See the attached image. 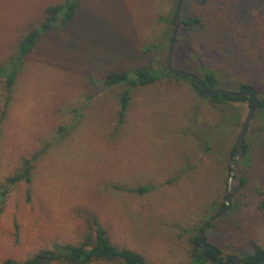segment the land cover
<instances>
[{
	"label": "rangeland",
	"instance_id": "rangeland-1",
	"mask_svg": "<svg viewBox=\"0 0 264 264\" xmlns=\"http://www.w3.org/2000/svg\"><path fill=\"white\" fill-rule=\"evenodd\" d=\"M64 1L0 0V66H10L18 41L42 21L43 10ZM179 1L76 0L74 19L44 33L24 58L0 128V183L23 159L39 157L31 182L15 185L0 205V264L78 242L88 214L115 246L140 253L146 264H186L203 220L218 214L204 239L224 258L264 247V113L253 114L244 139L250 161L235 165L230 207L219 212L248 104H211L189 81L169 77L134 89L121 124L118 97L125 87L101 84L109 71L165 67L172 25L161 19L175 17ZM195 13L201 24H177L171 67L197 73L189 60L200 51L221 62L225 83L255 81L264 88V0L205 6L182 0L179 20ZM234 19L237 30L230 27ZM216 25H226L222 33L229 36L217 35ZM250 31L262 41L252 42ZM5 95L0 79V112ZM143 185L154 190L140 196L122 190Z\"/></svg>",
	"mask_w": 264,
	"mask_h": 264
},
{
	"label": "trees",
	"instance_id": "trees-1",
	"mask_svg": "<svg viewBox=\"0 0 264 264\" xmlns=\"http://www.w3.org/2000/svg\"><path fill=\"white\" fill-rule=\"evenodd\" d=\"M208 1L209 0H200L202 6L207 5ZM76 12V0H65L61 4L47 6L43 10L42 21L39 24L31 25L27 32L18 41L16 46V55L10 61V66H0V79L4 81L6 94L3 109H1L0 112V128L5 119L6 108L11 100L12 88L15 84L18 71L21 68L24 58L34 50L37 42L44 33L49 32L59 24L69 23L74 19ZM161 20H163L165 23L171 22L172 27L169 33H167L170 44L174 31L175 17L172 16L171 20H168L167 18H162ZM202 22L203 16L195 13L187 16L186 18H181L178 22V28L184 27L192 29ZM233 22L234 24L232 23L230 27L237 30L238 24H236V20L234 19ZM225 29L228 30L226 25H216L213 31L221 37H227L229 35L224 36L222 33ZM233 29H231L230 32L234 33L235 35H240L239 32L232 31ZM242 30L245 31V28ZM176 31L178 32V29H176ZM248 38H250L252 42L262 41L260 35H258V33H253L252 31L249 32ZM222 42L225 44L224 41ZM178 44L179 38L175 37L173 48L174 56L177 55ZM245 45H247L246 41ZM192 53L193 55L191 56L189 62L192 64L195 71H198L197 73L193 72L192 74L200 78L206 92H212L216 89H221L223 91L232 93H251L258 98L257 110L264 113V88L260 89L257 82H243L233 79L229 83L228 81L225 83V81L228 80V74L225 69L220 66L222 65L221 62L214 64L209 59L210 55H206L204 58V54H202L200 51L198 52L193 50ZM212 57L218 59L219 54L212 53ZM248 61L252 62L253 59L246 57V62ZM259 61L261 64L264 63V58ZM242 63L245 62L243 61ZM169 77H173L176 80L182 79L189 81L193 91L201 99L208 100L211 104L217 106H226L227 104L247 103L249 109L252 107L251 99L246 97L233 98L227 96L226 94H215L211 97H207L201 91L199 81L184 75L173 73L169 70L167 65L158 69L139 67L129 71H109L101 81V84L105 88L125 87V90H123L118 97V123L122 124L126 117L131 99V92L134 89L153 85L157 81ZM233 85H236V91L231 89V86ZM220 123L222 124V122ZM64 130V128L60 127L58 131L62 133ZM205 144L206 145L204 149L209 151L210 147L207 140H205ZM236 145L232 148L229 154V162L232 160L235 154ZM242 148L244 153L241 156L242 160L240 161V164L246 165L247 162L249 163L250 157L248 156V146L245 140L243 141ZM38 157L39 155L34 153L30 158L23 159L19 163L16 171L12 175L6 177L4 181L0 183V205L5 203L8 194L15 185L19 183L29 184L31 182L33 178L32 172L34 171V163ZM225 170L229 171V165H227ZM245 182V179L241 178L239 180L240 186H244ZM122 190H126L129 193L140 196L154 190V187L150 185H143L132 189ZM259 195L262 196L263 193L260 192ZM218 208L220 209L219 212H221L222 209H225L224 201L223 203L218 204ZM260 208L264 209V199H262L260 203ZM82 217L85 220L86 231L78 242L74 244L55 243L51 248L40 249L37 252L29 255L24 260H8L6 261V264H146L144 257L140 253L129 249H120L115 246L108 237L107 231L101 226L95 216L88 214L82 215ZM210 217L212 216H207L203 220V223L206 222V220ZM202 226L203 225H201V227L198 229L199 234L201 232ZM210 227H212V223L208 224L207 229ZM201 242L205 245V250H202ZM188 257L189 259L186 264H234V262L230 260L231 257L224 258L222 256L221 249L207 243L206 239L200 241L199 235L192 239ZM240 259L241 264H264V247L255 246L253 252H245L242 254Z\"/></svg>",
	"mask_w": 264,
	"mask_h": 264
},
{
	"label": "water",
	"instance_id": "water-1",
	"mask_svg": "<svg viewBox=\"0 0 264 264\" xmlns=\"http://www.w3.org/2000/svg\"><path fill=\"white\" fill-rule=\"evenodd\" d=\"M181 2L182 0L179 1V4L177 6V10H176V14H175V26H174V31H173V36H172V40H171V50L168 54V57H167V60H166V65L167 67L169 68L170 71H172L173 73H176V74H179V75H184V76H187L189 78H193L197 81H199L200 83V88H201V91L203 92V94L207 97H211L215 94H226L227 96H230V97H233V98H243V97H246V98H249L251 99L252 101V107L245 119V122L243 124V128H242V131L239 135V138H238V141H237V145H236V150H235V154L231 160V163H230V173H229V176H228V185H227V191L225 193V196H224V204H225V209L224 210H228L229 207H230V196H231V193L233 191V188H232V181L234 179V170H235V165L237 164V162L239 161V159L241 158V156L243 155L244 151H243V141L245 139V135L247 133V130H248V127H249V124H250V121L253 117V114L255 113V111L257 110V106H258V98L256 96H254L253 94L251 93H248V92H245V93H232V92H227V91H223L221 89H216L212 92H206L204 90V86H203V83L202 81L200 80L199 77H197L196 75L194 74H191V73H185V72H181V71H178V70H175L173 68H171V56H172V51H173V45H174V38L176 36V27H177V24H178V12H179V9H180V5H181ZM223 212V211H222ZM220 214L214 216L213 218H211L210 220H208L207 222H205L202 226V229H201V232L199 234V239L200 241H202L204 239V231L205 229L207 228L208 224H210L212 221H214ZM205 245L202 244L201 242V248L204 249ZM219 257V255H218ZM231 261L234 262V264H241V259L240 257L238 256H232L230 258ZM219 262V261H218Z\"/></svg>",
	"mask_w": 264,
	"mask_h": 264
},
{
	"label": "flooded vegetation",
	"instance_id": "flooded-vegetation-1",
	"mask_svg": "<svg viewBox=\"0 0 264 264\" xmlns=\"http://www.w3.org/2000/svg\"><path fill=\"white\" fill-rule=\"evenodd\" d=\"M203 244V243H202ZM202 250H205V247H204V249H202ZM219 258V257H218ZM211 260V259H210ZM213 261V260H212ZM218 262V261H217ZM218 263H220V262H218Z\"/></svg>",
	"mask_w": 264,
	"mask_h": 264
}]
</instances>
